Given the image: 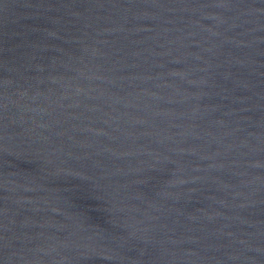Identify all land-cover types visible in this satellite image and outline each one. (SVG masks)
Here are the masks:
<instances>
[{
  "label": "water",
  "instance_id": "1",
  "mask_svg": "<svg viewBox=\"0 0 264 264\" xmlns=\"http://www.w3.org/2000/svg\"><path fill=\"white\" fill-rule=\"evenodd\" d=\"M0 264H264V0H0Z\"/></svg>",
  "mask_w": 264,
  "mask_h": 264
}]
</instances>
